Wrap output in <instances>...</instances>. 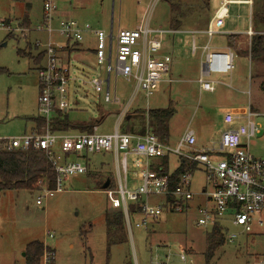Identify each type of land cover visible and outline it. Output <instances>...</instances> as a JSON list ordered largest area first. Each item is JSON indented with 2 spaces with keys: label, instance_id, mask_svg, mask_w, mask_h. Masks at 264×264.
Masks as SVG:
<instances>
[{
  "label": "rangeland",
  "instance_id": "rangeland-1",
  "mask_svg": "<svg viewBox=\"0 0 264 264\" xmlns=\"http://www.w3.org/2000/svg\"><path fill=\"white\" fill-rule=\"evenodd\" d=\"M55 3L59 18H71L89 24L93 29L111 31L113 38L118 30L136 29L146 11L152 28L177 27L182 31L190 27L204 28L219 6V0H160L149 7V0H55ZM171 6L176 7L175 14ZM41 7L42 0H0V21L27 30L23 33L25 37L20 32L0 30L1 140L29 134L31 119L38 116L37 69L42 61L37 60L41 49L34 48V44L36 41L45 44L47 40V35L34 31L41 22ZM263 10L264 0H252L251 15L247 5H230L222 32L239 34L230 40L235 69L231 74H211L207 78L216 83L213 93L199 92L196 81L200 51L191 54V35L182 34L183 31L164 36L160 54L171 57L170 72L165 79L172 82L160 84L147 101L139 93L131 108L173 109L169 121L172 147L188 129L195 135L196 147H218L221 133L237 127V124L223 122L224 111L249 106L253 112L264 115V60L251 59L250 42L242 35L249 25L256 32L263 29L256 24L260 22L256 20V14L262 15ZM25 16H28L29 25L23 22ZM172 17L178 21L177 25L171 24ZM53 26H56L55 22ZM214 39L218 40V45L225 46V36L215 35ZM54 40L59 43L62 39L55 36ZM78 46L79 50L69 57L73 80L68 84V120L74 124L101 121L96 124L98 132L110 133L118 120L114 111L117 109L120 113L127 104L134 83L111 75L109 92L113 94L115 85L120 104H104L102 95L96 94L90 85L96 76L105 78L103 68L96 64L91 52L92 48L95 49V40L87 37ZM19 52H24L23 56ZM256 123L260 133L250 139L249 153L254 158L264 159V116L257 118ZM133 161V156L127 157L126 184L129 191H134L140 184ZM89 162L90 167L84 175L65 181L62 192L43 200L41 206L35 204L42 195L41 189L1 193L0 264H25V248L34 241L54 251L53 264H181L176 257L178 246L184 247L187 262L205 264L206 234L210 228L196 226L194 208L185 214H165L158 223H151L143 229L135 227L140 215L131 214L129 228L123 221L122 241L108 248L104 215L113 216L120 211L111 207L105 190L99 187L107 178L117 185L115 161L112 155H91ZM101 162L105 166H99ZM176 166L177 157L172 155L169 170L173 171ZM204 181L202 170H196L191 178V191L198 193ZM159 200L149 199L150 202ZM202 203L197 198L192 202L194 206ZM254 219L262 221L263 227L257 229L254 224L252 233L238 235L232 244L224 241L209 264H244L264 256V211L254 214ZM224 227L230 233H238V229L228 222ZM156 246L160 247L155 249Z\"/></svg>",
  "mask_w": 264,
  "mask_h": 264
},
{
  "label": "built area",
  "instance_id": "built-area-1",
  "mask_svg": "<svg viewBox=\"0 0 264 264\" xmlns=\"http://www.w3.org/2000/svg\"><path fill=\"white\" fill-rule=\"evenodd\" d=\"M158 1L160 0H149L148 7L154 6ZM230 5H247L251 15L252 0H219L217 10L206 29L200 33L207 42L198 46L192 41L191 53L194 55L200 51V70L196 81L199 92L215 91L216 83L207 80L211 74H231L235 69V55L231 49H213L210 45L215 35L225 34L222 28L229 16ZM56 12L55 0H42L41 22L34 29L36 33L47 35L45 44L40 41L34 44V48L41 49L42 54V64L37 69V112L38 117L44 120V126L39 134L30 132L11 139H0L2 148L41 150L49 160L55 172L54 188L47 189L43 186L42 195L36 199L35 204L41 206L43 200L62 192L65 181L84 175L87 172L85 157L108 153L114 158L118 183L112 189L107 188L105 195L109 197L111 207L122 213L128 228L131 225V214L140 215L135 227L143 229L151 223H158L165 214H185L192 208L197 215V227L211 229L215 225L219 226L224 241L229 244L234 243L238 235L252 233L254 224L257 229L262 228V221L255 220L254 214L264 211V159L251 156L249 147L250 139L260 133L256 119L264 115L253 112L249 106L245 109L224 111L223 122L226 125L237 124V127L221 133L218 147L211 145L197 149L195 135L189 129L174 147L159 142L148 129L143 135L125 134L120 130V123L139 93L147 101L160 84L172 82L171 79H165L170 72L171 57L161 55L160 52L164 36L179 34L180 31L152 28L149 13L146 11L136 29L118 30L113 38L110 37V32L93 29L89 24H82L71 18H59ZM2 29L7 32H20L22 37L27 32L20 26L13 28L6 21H0V30ZM256 34L264 35V32H255L249 25L245 32L248 41ZM55 36L65 44L57 43ZM87 37L95 40V61L105 72V78L96 76L90 81L94 92L102 95V102L120 104L115 87L112 95L109 92L111 75L132 81L133 92L118 113L112 132L99 133V127L95 125L91 133H51L50 121L54 114L66 113L68 110V84L73 80L70 77L69 62L62 59L60 51L68 47L66 44L79 45ZM172 155L195 167L193 171L187 170L181 174L174 187H170L168 175L150 168L152 159ZM128 156L134 157L132 165L140 180L134 191L127 190ZM198 169L202 170L205 181L201 190L194 193L191 191V178ZM150 198L160 200L150 202ZM195 198L203 203L194 206L192 202ZM128 203H132L134 208L131 209ZM225 222L237 228L238 233L228 232L224 227ZM159 247L156 246L155 249ZM178 250L176 257L181 264H193L192 260L187 262L183 246H178ZM54 256V251L44 246L41 263L53 264ZM244 264H264V256L253 258Z\"/></svg>",
  "mask_w": 264,
  "mask_h": 264
},
{
  "label": "trees",
  "instance_id": "trees-1",
  "mask_svg": "<svg viewBox=\"0 0 264 264\" xmlns=\"http://www.w3.org/2000/svg\"><path fill=\"white\" fill-rule=\"evenodd\" d=\"M171 11L176 13L175 6H171ZM24 24L29 25L28 16L24 18ZM256 20H260L258 25L262 26V30L258 32H264V10L261 14H256ZM171 24L177 25L178 21L172 17ZM170 29H177V27H171ZM256 30V29H255ZM256 32V31H255ZM232 36H228V46L232 47L230 40ZM231 49V48H230ZM24 52H19V55L23 56ZM41 54V53H40ZM250 56L251 59L264 60V35L256 34L251 37L250 40ZM41 56H38L39 60ZM67 113V112H66ZM63 112H56L50 121V132L54 134H66V133H91L92 127L96 124H100L101 121L95 124L91 123H71L68 120L67 114ZM118 115V110L114 111ZM174 114V110L170 107L164 109H147L143 108H131L123 117L120 123V130L125 134L143 135L148 131L154 135L157 140L165 145L169 143V121ZM31 133L39 134L41 128L44 126V120L40 117H34L31 119ZM98 126V125H97ZM108 153H101L98 155L106 156ZM84 163L87 169L90 167V156L84 158ZM105 166L103 162L100 163ZM170 156H164L162 158L152 159L150 168L151 170L168 175L170 179V187L176 186L179 177L187 170H194L195 167L186 163L185 160H177V166L173 171L169 170ZM109 180V189L115 187V183ZM105 180V181H106ZM103 181L101 185L105 182ZM55 182V172L47 159L46 155L41 150L34 149H13L8 150L0 147V196L5 191H38L43 186L47 189H53ZM133 209V206H130ZM107 233L109 237L108 248L122 241L121 232L123 230V216L121 212H116L113 216L108 213L104 215ZM85 240L86 238L83 237ZM224 244V236L221 232V228L217 225L213 226L206 234V249L204 252L205 264H209L216 251ZM44 246L39 241L29 243L24 251L25 264H40Z\"/></svg>",
  "mask_w": 264,
  "mask_h": 264
},
{
  "label": "crops",
  "instance_id": "crops-1",
  "mask_svg": "<svg viewBox=\"0 0 264 264\" xmlns=\"http://www.w3.org/2000/svg\"><path fill=\"white\" fill-rule=\"evenodd\" d=\"M212 18V17H211ZM210 18V19H211ZM209 19V20H210ZM209 20H208V22H209ZM208 24V23H207ZM207 24H206V26H207ZM206 26L204 27V28H194V27H190V28H188V29H184L183 31L182 30H180V29H178L177 28V30L178 31H180V33H182V34H189V35H191V38H190V40H191V44H192V41L194 40L195 42H196V44L198 45V46H202V45H204L206 42H207V39L205 38V36L204 35H202V34H200L201 32H203L205 29H206ZM222 31H224V30H222ZM179 33V34H180ZM225 34H218V35H221V36H225L226 37V39H225V46H222V45H218V40H215L214 39V37L212 38V40H211V42H210V45H211V47L213 48V49H221V50H225V49H227V48H229V46H228V36H232V37H229V38H231V40L232 39H236L237 38V35H239V34H235V33H227V32H224ZM217 35V36H218ZM242 35H244L245 36V38H247L248 39V37L245 35V32L244 33H242ZM61 42V44H65V43H63V41L62 40H60ZM66 46H68V47H66V48H62L61 49V51H60V54H61V56H62V59L64 60V61H67V62H69V57H70V55L72 54V53H76V51H78L79 50V46H78V44H76V45H72V46H70V45H67L66 44ZM230 49V48H229ZM92 53H93V55H94V49L92 48V51H91ZM192 54V53H191ZM39 56H41L40 58H39V60L38 61H42V54H39ZM42 64V63H41ZM114 87H115V85H114ZM115 91H116V88H115ZM138 109V108H142V107H139V106H136V107H133V109ZM155 109H158V108H155ZM31 132V131H30ZM198 145V144H197ZM202 148H206L205 146H197V149H202ZM59 151V147L57 146L56 147V152H58ZM106 156H111V154H106ZM99 166H102L100 163H99ZM51 249V248H50Z\"/></svg>",
  "mask_w": 264,
  "mask_h": 264
},
{
  "label": "water",
  "instance_id": "water-1",
  "mask_svg": "<svg viewBox=\"0 0 264 264\" xmlns=\"http://www.w3.org/2000/svg\"><path fill=\"white\" fill-rule=\"evenodd\" d=\"M110 37H112L111 35V31H110ZM109 186V180H106L102 185H101V190H106ZM24 256V254H23Z\"/></svg>",
  "mask_w": 264,
  "mask_h": 264
}]
</instances>
